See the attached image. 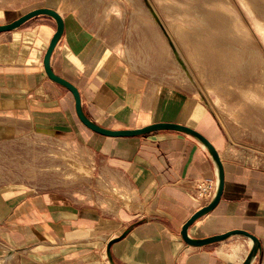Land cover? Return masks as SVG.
<instances>
[{"label": "crops", "instance_id": "0c3cea01", "mask_svg": "<svg viewBox=\"0 0 264 264\" xmlns=\"http://www.w3.org/2000/svg\"><path fill=\"white\" fill-rule=\"evenodd\" d=\"M77 4L39 0L26 10L2 8L0 25L41 8L61 17L50 68L77 89L83 114L95 125L130 131L174 124L204 137L221 161L223 189L186 235L204 240L243 231L256 244L238 234L201 247L183 241L184 224L210 203L198 197L196 182L217 180L207 147L183 132L110 138L83 126L71 93L44 71L56 25L37 16L0 34V141L36 134L76 161L67 173L72 177L49 174L42 187H0V264H245L250 256L248 264H264V168L227 155L224 132L201 100L132 74Z\"/></svg>", "mask_w": 264, "mask_h": 264}, {"label": "rangeland", "instance_id": "374dc122", "mask_svg": "<svg viewBox=\"0 0 264 264\" xmlns=\"http://www.w3.org/2000/svg\"><path fill=\"white\" fill-rule=\"evenodd\" d=\"M38 1L0 0V9L26 10ZM77 6L132 74L201 100L224 132L227 155L264 168V0H78ZM75 159L45 137L17 133L0 141V187H42L49 174L72 177Z\"/></svg>", "mask_w": 264, "mask_h": 264}, {"label": "water", "instance_id": "95a60500", "mask_svg": "<svg viewBox=\"0 0 264 264\" xmlns=\"http://www.w3.org/2000/svg\"><path fill=\"white\" fill-rule=\"evenodd\" d=\"M37 16H48L54 20L55 25H56L55 33L52 36V38L49 42L48 48H47L45 55H44V59H43L44 71H45L47 77L52 82L64 87L66 90H68L71 93V95L74 99L75 114H76L79 122L83 126H85L87 129H89L90 131H92L96 134H99V135L104 136V137H110V138L137 137V136H142V135L152 133V132H156V131L183 132V133H186V134H189V135H192V136L198 138L207 147L208 151L210 152V154H211V156H212V158H213V160L216 163L217 168H218L217 189H216L215 195H214L213 199L210 201V203L207 206L201 208L198 212H196L182 227L181 237H182L183 241L190 246L201 247V246L221 242V241L227 239L231 235L238 234V235H243V236L249 238L250 240H252L253 244H256V239L253 236H251L250 234L243 232V231H233V232H229V233H226V234H223L220 236L207 238L204 240H191L187 237V235H186L187 228L189 226H191L197 219H199L203 215L212 211L213 208L218 203V201L221 197V194H222L223 183H224L222 164H221L219 156L216 153V151L214 150V148L200 134H198V133H196L193 130H190L188 128L178 126V125H174V124H154V125H151V126L139 129V130L110 131V130L103 129V128L95 125L94 123L90 122L85 117V115L83 114L80 96H79L77 89L74 86H72L70 83H68L67 81L57 77L56 75H54V73L52 72V70L50 68V62L49 61H50L51 54H52L56 44L58 43V41H59V39L63 33L62 19L55 11L49 10V9H44V8L30 11V12L24 14L23 16H21L20 18H18L17 20H15L9 24L0 25V34L16 30L17 28L21 27L24 23H26L30 19L37 17ZM250 259H251V256L246 260L245 264H248Z\"/></svg>", "mask_w": 264, "mask_h": 264}, {"label": "built area", "instance_id": "2783aa9c", "mask_svg": "<svg viewBox=\"0 0 264 264\" xmlns=\"http://www.w3.org/2000/svg\"><path fill=\"white\" fill-rule=\"evenodd\" d=\"M196 192L198 197L204 201H211L217 189V180L201 179L196 182Z\"/></svg>", "mask_w": 264, "mask_h": 264}, {"label": "bare ground", "instance_id": "6f19581e", "mask_svg": "<svg viewBox=\"0 0 264 264\" xmlns=\"http://www.w3.org/2000/svg\"><path fill=\"white\" fill-rule=\"evenodd\" d=\"M236 41H238V40H236ZM250 56H251V53L249 52L248 53ZM236 56H237V54H236ZM238 58H240V59H242L243 60V54L241 53V54H238ZM242 65H240V67H241Z\"/></svg>", "mask_w": 264, "mask_h": 264}]
</instances>
